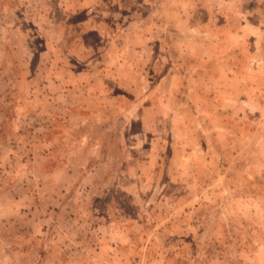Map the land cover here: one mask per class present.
I'll return each mask as SVG.
<instances>
[{
  "label": "rangeland",
  "instance_id": "rangeland-1",
  "mask_svg": "<svg viewBox=\"0 0 264 264\" xmlns=\"http://www.w3.org/2000/svg\"><path fill=\"white\" fill-rule=\"evenodd\" d=\"M162 2L128 21L165 22ZM105 3L0 0V264H264V110L208 103L202 123L184 80L157 85L182 56L163 31L121 81L97 58Z\"/></svg>",
  "mask_w": 264,
  "mask_h": 264
},
{
  "label": "crops",
  "instance_id": "crops-1",
  "mask_svg": "<svg viewBox=\"0 0 264 264\" xmlns=\"http://www.w3.org/2000/svg\"><path fill=\"white\" fill-rule=\"evenodd\" d=\"M162 1L161 6H165L167 15L165 22L156 20L148 25L141 19L140 24L134 25L128 21L127 14L130 6H136L138 19L143 16L138 14L142 10L137 0H109L108 4L105 0L108 7H115L108 11L111 19H114L109 24L113 25L114 31L111 26L108 28L112 31L110 34L96 32L97 40L102 38L105 49L98 51L100 53L97 58L101 56V61L106 65L109 63V68L115 67L114 70L119 71L121 81L129 84L136 76L134 70L140 67L141 70L136 71V78L144 80V66L135 67L134 64H140L144 59L141 50L143 47L140 46L146 44L145 32H167L170 37L167 46L174 51L179 47L182 56L172 60L168 71L156 77L157 85L171 80L174 86L179 88L184 80V90H187L186 95L189 96L186 106L191 112L193 108L200 112L202 123L207 119L205 112L209 110L208 103L211 106H223L225 102L233 100L230 104L238 112L247 110L251 113L259 109L263 112L264 106L258 102V96L259 93H264V0H172V3L169 0L167 5ZM131 34L133 38H130ZM119 36L121 38L117 40L116 37ZM177 39L182 41L181 44H177ZM132 40L140 44L129 50L128 43L130 45ZM154 43L152 42V46H156ZM245 48L250 50L247 52ZM235 50H238V53H235ZM242 50L247 53L243 59L239 56L240 53L244 54ZM159 55L160 52L155 54L156 57ZM186 62L212 63L214 73L202 69L190 71L186 67L185 70L176 69ZM231 63L233 65L230 66ZM250 63L256 64V67L252 69L248 65ZM206 79H211V83L215 84L212 89L206 86ZM263 159L264 156L261 160Z\"/></svg>",
  "mask_w": 264,
  "mask_h": 264
}]
</instances>
